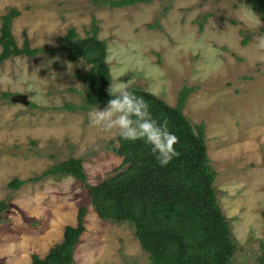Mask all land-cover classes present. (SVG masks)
Here are the masks:
<instances>
[{
    "label": "rangeland",
    "instance_id": "rangeland-1",
    "mask_svg": "<svg viewBox=\"0 0 264 264\" xmlns=\"http://www.w3.org/2000/svg\"><path fill=\"white\" fill-rule=\"evenodd\" d=\"M15 7L11 31L18 45L51 48L0 62V264H31L62 240L85 204V230L75 264H151L127 223L98 217L82 183L70 174L40 176L69 157L82 158L87 182L114 174L122 157L117 134L91 127L79 104L76 73L58 39L70 26L80 37L92 16L106 41L111 83L138 85L175 105L183 86H196L183 114L203 123L217 200L229 222L235 252L230 264H264V51L254 46L263 21L243 1L153 0L111 8L89 0H0V16ZM202 22V26L199 25ZM1 24V20H0ZM246 42L243 43V39ZM70 65V66H69ZM22 93L34 106L4 97ZM106 105L99 106L103 109ZM13 178L24 180L8 187Z\"/></svg>",
    "mask_w": 264,
    "mask_h": 264
},
{
    "label": "trees",
    "instance_id": "trees-1",
    "mask_svg": "<svg viewBox=\"0 0 264 264\" xmlns=\"http://www.w3.org/2000/svg\"><path fill=\"white\" fill-rule=\"evenodd\" d=\"M93 3L122 7L153 0H89ZM243 1L257 12L263 24L259 32L264 35V0ZM20 11L10 7L0 16V62L12 56L33 57L52 51L51 48L31 47L27 38L18 45L11 31L13 18ZM202 26V22H199ZM99 26L92 16L90 30L80 37L70 26L59 36L60 50L69 62L82 58L90 64L85 73L75 75L82 89L70 88L81 94V102H65L57 109L70 112L90 110L93 105H107L111 98V74L106 61V41L98 37ZM243 43L246 42L244 38ZM196 86H183L178 91L175 105L145 90L130 85L129 90L143 97L151 106L154 116L164 114L169 119V129L178 138L176 146L180 153L167 166L161 167L150 146L143 141H126L117 135L116 153L122 160L115 173L90 184L84 172L82 158L69 157L46 168L38 177L70 174L86 189L91 205L100 219L125 222L148 255L151 264H230L235 252L231 229L217 200L214 187L216 171L210 165L203 123L192 124L183 114L189 94ZM4 97L11 93L3 92ZM30 106H34L29 102ZM24 180L13 178L7 185L18 189ZM7 204L0 201V211ZM88 208L79 204L76 224L65 225L62 240L55 243L44 257L33 253L31 264H75L73 251L85 230ZM256 264H263L261 259Z\"/></svg>",
    "mask_w": 264,
    "mask_h": 264
},
{
    "label": "clouds",
    "instance_id": "clouds-1",
    "mask_svg": "<svg viewBox=\"0 0 264 264\" xmlns=\"http://www.w3.org/2000/svg\"><path fill=\"white\" fill-rule=\"evenodd\" d=\"M254 46L264 51V35L254 37ZM108 95L111 98L103 109L98 105L90 107L91 127L104 134L115 133L126 141H143L161 167L179 157V138L170 131L166 115L154 116L150 104L130 91L127 83H111Z\"/></svg>",
    "mask_w": 264,
    "mask_h": 264
},
{
    "label": "water",
    "instance_id": "water-1",
    "mask_svg": "<svg viewBox=\"0 0 264 264\" xmlns=\"http://www.w3.org/2000/svg\"><path fill=\"white\" fill-rule=\"evenodd\" d=\"M11 100L16 101V102H20L24 105H28L29 104V99L28 96L22 93H16V94H12L10 96Z\"/></svg>",
    "mask_w": 264,
    "mask_h": 264
}]
</instances>
